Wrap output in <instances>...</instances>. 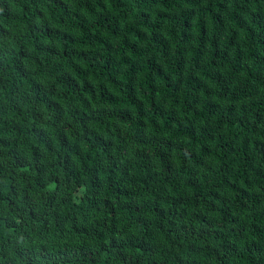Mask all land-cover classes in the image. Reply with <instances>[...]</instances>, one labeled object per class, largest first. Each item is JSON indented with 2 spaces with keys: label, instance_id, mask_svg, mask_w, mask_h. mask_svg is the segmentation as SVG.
Segmentation results:
<instances>
[{
  "label": "trees",
  "instance_id": "1",
  "mask_svg": "<svg viewBox=\"0 0 264 264\" xmlns=\"http://www.w3.org/2000/svg\"><path fill=\"white\" fill-rule=\"evenodd\" d=\"M0 264H264V0H0Z\"/></svg>",
  "mask_w": 264,
  "mask_h": 264
}]
</instances>
